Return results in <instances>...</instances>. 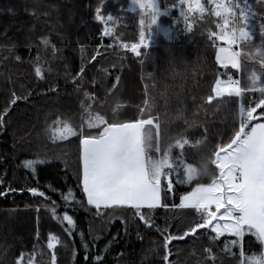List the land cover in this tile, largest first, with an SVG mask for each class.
<instances>
[{"label": "trees", "instance_id": "trees-1", "mask_svg": "<svg viewBox=\"0 0 264 264\" xmlns=\"http://www.w3.org/2000/svg\"><path fill=\"white\" fill-rule=\"evenodd\" d=\"M148 2L167 11L158 17L167 32L150 27V10L141 14L131 0H0V114L8 108L0 126V190L15 189L0 196V264H95L96 255L102 256L103 264H158L163 237L157 226L180 235L199 218L195 209H174L171 203L179 204L180 195L197 182L210 183V175L174 184L169 208H141L154 221L151 226L128 206H87L77 180L78 141L74 136L61 139L60 124L52 127L59 119L79 128L83 119L86 128L89 112L121 122L151 114L159 124L162 149L181 136L189 139L184 161L194 167L217 144L230 142L233 125L239 127L236 98L209 102L207 96L222 75L236 79L242 89H259L264 83L259 31L264 0ZM217 3L239 7L232 8L234 16L225 14V23L215 15ZM96 7L103 21L95 20ZM241 9L252 16V38L235 45L241 53L238 71L218 64L216 48L225 44L217 38L221 29L230 32L241 26ZM105 30L111 35L103 36ZM141 31L147 47L141 44ZM133 43L139 45V56L131 51ZM13 94L27 99L11 104ZM259 95L251 93L252 98ZM26 161L35 163L25 167ZM214 168L210 166V173ZM37 185L49 199L27 191ZM78 201L86 207H79ZM65 211L73 216L71 235L65 231ZM198 232L201 235L169 243L172 264H241V243L232 245L234 237L210 242L208 236L215 233ZM50 236L56 239L48 249ZM260 257L259 252L255 258Z\"/></svg>", "mask_w": 264, "mask_h": 264}, {"label": "snow or ice", "instance_id": "snow-or-ice-1", "mask_svg": "<svg viewBox=\"0 0 264 264\" xmlns=\"http://www.w3.org/2000/svg\"><path fill=\"white\" fill-rule=\"evenodd\" d=\"M183 2L184 0H181V3ZM131 4L138 5L141 14L150 10V27L155 25L157 32L162 30L167 32L161 29L158 23L159 16L167 15L166 10L162 13L156 3H149L148 0H131ZM215 7L218 9L215 15L227 23V15L234 16L232 8L239 5L226 6L217 3ZM131 10L135 11V8ZM95 13L96 21L105 19L100 15V7L95 8ZM181 15L184 13L181 12ZM251 18L250 14L241 9L238 17L241 26L230 32L221 29L217 38L224 40L228 47L218 50L217 61L225 66L231 64V68L238 71L241 69L238 59L241 53L233 51L231 46L251 40V27L248 23ZM107 19L111 21L112 16L109 14ZM140 24H144V19L140 20ZM259 31L264 46V24L260 25ZM102 35L110 36L111 30H105ZM151 35L153 33L149 32V37ZM140 41L145 47L148 46L143 31L140 32ZM43 43L47 44L48 41L45 39ZM138 47L139 45L135 43L131 45V51L137 56L140 55ZM261 55L264 56V52ZM40 75V69L37 68L36 76ZM222 83L220 79L215 80L207 100L212 102L216 97H224L225 94L232 97L234 94L239 105V127L233 125L230 142L217 144L215 151L201 157V163L197 167L190 163L185 164L184 161L183 150L189 144L188 138L181 136L175 139L174 143L161 148L159 124H154V117L151 114H148L146 119L121 122L118 119L107 120L102 115L92 116L89 112L86 128L83 119L79 128L59 119L52 126L55 128L56 123L61 125V128L57 129L61 139L74 136L78 141L77 180L82 186L83 194L86 195L87 206H94L96 209H100L101 205L106 208L128 206L135 209V215L145 225H154V221L150 216L142 214L141 208L149 210L158 207L169 208V197L175 192L174 184H185L195 178L210 175V183L197 182L190 192L180 195L179 204L171 203L174 209H195L199 213L198 219L187 225L186 230L181 229L180 235L170 233L168 227L161 230L157 226L163 237L160 245L162 251L157 253L160 256L158 264H172L169 260L171 241L201 235L198 232L200 229H210L216 234L208 236L210 242H215L220 236L228 233L234 237L231 244L235 246L241 243L246 233H251L264 243V122H261L264 121V83L259 89L223 87ZM231 83L237 84L238 81ZM51 90L55 91V88ZM254 91L259 92L258 98H252L251 93ZM87 95L85 93V96ZM13 96L11 104H15L21 98L27 99L15 94ZM7 111L8 108L5 107L4 114ZM4 114H0V126L4 123ZM153 127L156 128L155 133L152 131ZM196 143L199 144L201 141ZM176 149L180 151L177 152ZM33 163L35 162L26 161L25 167H30ZM211 165L215 168L210 173ZM38 189L39 185L29 187L27 191L33 196L49 199L45 192ZM9 191L15 192V189L0 190V196L6 195ZM63 199L67 205L68 197L64 196ZM77 204L81 208L86 207L82 202L78 201ZM52 211L55 213L54 208ZM62 219L67 221L69 227L65 231L71 235L75 227L73 216L65 211ZM55 239L54 236L49 237L48 249L53 248L52 241ZM84 248L87 250L88 245L85 244ZM205 251L210 253L211 249ZM52 260L55 261V256ZM85 260H88L87 255ZM254 260L255 264H264V255L259 260L255 257L249 258L248 264H252ZM94 261L95 264H103L100 255H96ZM241 264H244L243 259Z\"/></svg>", "mask_w": 264, "mask_h": 264}, {"label": "rangeland", "instance_id": "rangeland-1", "mask_svg": "<svg viewBox=\"0 0 264 264\" xmlns=\"http://www.w3.org/2000/svg\"><path fill=\"white\" fill-rule=\"evenodd\" d=\"M225 42V41H224ZM224 47H228L227 43L225 42V44H220L217 46L216 48V55H217V52L220 48H224ZM232 50L233 51H238L236 48H235V45H232L231 46ZM239 59V58H238ZM217 60V59H216ZM218 64L224 68H231V64H227L226 66L224 64H222L221 62L217 61ZM218 79H220L223 83H222V86L223 87H236V86H239L240 87V84L239 82L237 84H232L231 81H237L236 79H233V78H229V77H226V76H220ZM215 84V83H214ZM234 95V94H233ZM225 96H227V94H225ZM216 98H221V97H216ZM215 99V98H214ZM193 166V165H192ZM194 167V166H193ZM221 223H223V221H221ZM225 234H228V233H225ZM251 234V233H249ZM249 240L250 242L252 243V246H253V249H254V252L251 254L252 257H256L257 256V253H259V249H260V245L259 243H257V241L254 240V236L251 234L250 237H249ZM247 264H248V261H249V258L245 259ZM257 260V258H256ZM252 264H255V260L252 262Z\"/></svg>", "mask_w": 264, "mask_h": 264}, {"label": "crops", "instance_id": "crops-1", "mask_svg": "<svg viewBox=\"0 0 264 264\" xmlns=\"http://www.w3.org/2000/svg\"><path fill=\"white\" fill-rule=\"evenodd\" d=\"M261 122H264V121H261ZM101 207H104V206L101 205ZM113 207H115V206H113ZM224 235H230V234H224ZM250 235L251 234L246 233L243 240L241 241L242 253H243V256L245 259L252 258L251 254L254 252L252 243L249 240ZM254 240L257 241V243L259 242V245H260V251L259 252L261 253V256L264 255V243H261L259 240L256 239V237H254Z\"/></svg>", "mask_w": 264, "mask_h": 264}, {"label": "bare ground", "instance_id": "bare-ground-1", "mask_svg": "<svg viewBox=\"0 0 264 264\" xmlns=\"http://www.w3.org/2000/svg\"><path fill=\"white\" fill-rule=\"evenodd\" d=\"M243 259V261H244V264H247V262H246V260H245V258H244V256L243 257H241V260ZM246 262V263H245Z\"/></svg>", "mask_w": 264, "mask_h": 264}]
</instances>
